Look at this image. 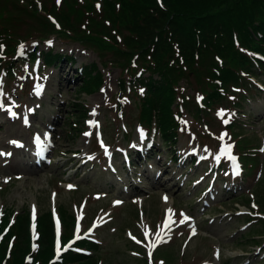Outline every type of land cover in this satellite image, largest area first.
Masks as SVG:
<instances>
[{
    "label": "rangeland",
    "instance_id": "obj_1",
    "mask_svg": "<svg viewBox=\"0 0 264 264\" xmlns=\"http://www.w3.org/2000/svg\"><path fill=\"white\" fill-rule=\"evenodd\" d=\"M39 36L35 33L34 38H26L23 51L37 50L40 55L54 49L68 54L74 64L61 59L57 68L39 70L38 59L29 71L20 72L23 79H4V73L0 74V104L4 105L0 108V123L4 124L0 128V152L10 153L15 146L11 141L24 144L22 148L16 144V165L23 170L13 167L10 156H0V219L4 213L0 235L13 225L11 217L5 224L10 208L19 215L24 210L32 214L34 209L39 214L48 209L55 212L63 206L77 214L79 235L98 242L100 264H165L163 259L166 264H264L263 218L247 223L252 213L264 214L259 192L260 184L264 185V90L257 89L256 98V88L239 87L251 98L241 105L242 110H233L229 102L240 95L231 88L214 109L203 111L201 120L193 119L196 112L185 102L182 130L173 148L162 145L154 130L147 131L149 140L154 141L153 152L148 161L145 157L135 160L139 166L133 169L135 179L141 176L137 182L133 172L123 174L120 155L132 151L136 143L148 147L138 135L142 89L133 93L127 81L119 97L121 68L116 60L109 58L112 63L103 67L97 52L89 47L61 36L41 43ZM91 63H98L103 84L98 91L85 93L80 89L85 80L79 70ZM249 82L264 86V76L251 77ZM42 83L38 94L37 86ZM178 90L189 102L200 95L195 76L180 80ZM77 103L89 112L85 125L75 127L82 129L79 134L72 129L78 109L73 105ZM5 106L12 107L18 117L11 119ZM30 108L35 109L34 115L28 114ZM221 110L226 114L223 119L218 115ZM25 118L30 120V128L24 126ZM225 119L235 124L237 120L238 124L227 127ZM39 133L52 145L51 153L42 168L29 171L26 164L31 160L33 136ZM3 139L9 144L4 146ZM100 139L109 147H102ZM224 145L231 146L242 165L254 166L253 178L244 171L239 178L232 176L222 152ZM190 150L195 154H187ZM245 155L252 158L247 161ZM173 156L180 158L176 164ZM113 158L118 161L120 180L110 172L109 160ZM155 175H159L157 183L151 180ZM56 223L58 231L50 254H45L44 261L25 254V264L63 263L67 240L61 239L60 220ZM90 229V235L85 236ZM38 231L34 221L29 247L35 244L36 253L40 242L33 243L32 238ZM157 232H161L160 238Z\"/></svg>",
    "mask_w": 264,
    "mask_h": 264
},
{
    "label": "trees",
    "instance_id": "obj_2",
    "mask_svg": "<svg viewBox=\"0 0 264 264\" xmlns=\"http://www.w3.org/2000/svg\"><path fill=\"white\" fill-rule=\"evenodd\" d=\"M35 33L40 41L56 35L95 50L103 67L111 62L109 58L116 60L121 90L125 91L127 77L132 90H144L139 119L148 127L155 123L167 146L177 143L176 114L185 102L202 118L203 111L221 102L222 93L244 86L247 75H264V62L256 56L264 55V0H0V67L6 66L10 73L18 44ZM35 54L29 52L26 59H34ZM42 55L48 65L61 58L71 60L53 50ZM81 74L85 80L81 90L100 89L103 78L97 64L85 65ZM190 76L196 78L205 110L186 101L178 90L179 81ZM73 106L78 108L74 116L78 125L87 109ZM262 186L259 192L264 200ZM13 215L10 208L5 224ZM59 216L65 241L73 235L75 215L62 206ZM261 223L264 230V219ZM38 227L40 250L36 253L29 247L30 213L24 210L17 215L2 238L0 264H25V254L44 261L56 231L49 209L39 216ZM79 246L94 250L93 254L68 251L63 263L54 264H100L98 245L83 242Z\"/></svg>",
    "mask_w": 264,
    "mask_h": 264
},
{
    "label": "bare ground",
    "instance_id": "obj_3",
    "mask_svg": "<svg viewBox=\"0 0 264 264\" xmlns=\"http://www.w3.org/2000/svg\"><path fill=\"white\" fill-rule=\"evenodd\" d=\"M69 63L71 65L74 64V63H71V62H69ZM3 127H4V124L3 123H0V128H3ZM149 129H150V127H148L147 125H145V127L142 128V129L140 128V130L138 132V135L140 137H141V132H143V138L141 137V139L148 144V147L147 148H143V146L140 145V143H136L135 149L132 151V155H134V160H136V159H139L140 160L142 157L143 158L145 157L147 159H150L147 156H150L152 154V152H153V149L152 148L154 146V141L153 140H151V141L149 140V137H148L149 135L147 133V131H149ZM80 131H82V129ZM158 140H159V137H158ZM2 142H3L4 146H6L7 144H9V140L8 139H6V140L3 139ZM44 146H45V144H44ZM47 151L50 152L51 151V148L47 147ZM10 153H11V155H10V162L13 164V167L15 169H17V170H23L22 167L16 165V163H17L16 157H17L18 151L15 148V146H13V149L10 151ZM173 160L174 161H178L175 156H173ZM26 165L29 166L30 168L38 167V166L42 165L41 154H39L38 156L35 155L34 156V159L28 160ZM151 179L157 183V180H156V177L155 176H153ZM162 187H165V185H162Z\"/></svg>",
    "mask_w": 264,
    "mask_h": 264
},
{
    "label": "snow or ice",
    "instance_id": "obj_4",
    "mask_svg": "<svg viewBox=\"0 0 264 264\" xmlns=\"http://www.w3.org/2000/svg\"><path fill=\"white\" fill-rule=\"evenodd\" d=\"M0 47H2V46H0ZM20 50H21V54H23V45H20ZM37 89H38V94H39V90L40 89H42V85H38L37 86ZM141 91H143V90H141ZM0 95H2V93H0ZM198 99H203L202 97H198ZM0 108H4V105L3 104H0ZM6 110H8L9 112H10V115H12L13 117H15V113L14 112H11V110L10 109H6ZM218 115H220L221 116V118L223 119V117L226 115L225 114V112L223 111V110H221L219 113H218ZM229 115V118H230V114H228ZM225 124H227L228 123V120L227 119H225L224 121H223ZM25 123H27V119L25 118ZM186 123V122H185ZM86 135H89V134H87L86 133ZM223 135H226V133L225 134H223ZM223 135H222V137H221V139H223ZM141 137L143 138V132H141ZM10 143H13V144H17L18 142H16V141H11ZM102 143V142H101ZM102 147H103V144H102ZM231 146H226L224 149H222V152H227L228 151V148H230ZM11 155V153H2V152H0V156H10ZM93 157H89V159H92ZM217 159H219V157H217ZM233 159H235L234 157H233ZM69 187H72L71 185H69ZM165 199H167V198H165ZM116 203H120L119 201H117ZM254 207H255V205H254ZM169 212H171V210H169ZM181 215H183V214H181ZM181 222H183V221H181ZM169 227V223L166 221V224H165V228H168ZM90 233H91V229L89 230V233H86L85 234V236H88V235H90ZM147 235H148V233H146V237H147ZM156 236H157V238H160L161 237V232H157L156 233ZM76 238L77 239H80V238H83V237H81L80 235H79V232L76 234ZM133 239H135V238H133ZM138 243H139V241H137ZM161 242H163V241H161ZM150 243V246H152V247H154L155 246V244H153L151 241L149 242ZM150 255H151V253H149Z\"/></svg>",
    "mask_w": 264,
    "mask_h": 264
}]
</instances>
